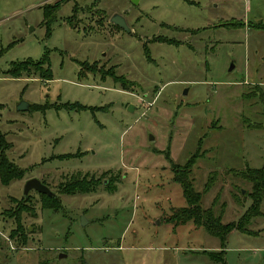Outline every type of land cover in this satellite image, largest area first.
Returning a JSON list of instances; mask_svg holds the SVG:
<instances>
[{
  "label": "rangeland",
  "instance_id": "1",
  "mask_svg": "<svg viewBox=\"0 0 264 264\" xmlns=\"http://www.w3.org/2000/svg\"><path fill=\"white\" fill-rule=\"evenodd\" d=\"M45 54L50 80L48 65L9 75ZM0 105L24 170L0 186V264H218V238L167 221L186 206L172 165L197 153L193 187L222 223L250 206L238 172L264 165V0H0ZM30 178L58 199L24 200ZM71 178L95 190L66 193ZM260 211L224 264H264Z\"/></svg>",
  "mask_w": 264,
  "mask_h": 264
},
{
  "label": "trees",
  "instance_id": "2",
  "mask_svg": "<svg viewBox=\"0 0 264 264\" xmlns=\"http://www.w3.org/2000/svg\"><path fill=\"white\" fill-rule=\"evenodd\" d=\"M57 3L56 6L58 8L59 4ZM45 17L50 18V16H47V13H45ZM44 65H48V67L45 69V72H41L40 69H38V74L40 78L50 80L51 70L46 54L38 61L26 60L19 63H14L12 64L8 73L10 76L18 78L20 77L19 75L23 74L26 66H37L39 68H43ZM25 72L29 74L27 70H25ZM71 106H78L81 108L84 107L77 104H73ZM10 147L11 144L6 140L5 134L0 131V186L8 185L16 179H21L24 175V170L8 158L7 151L10 149ZM197 157V153L195 152L184 165H172V179L179 184L182 195L186 202V206L173 210L167 221L173 223L175 226L192 222L196 227H201L208 234L218 238L220 250L204 253L208 254V256L216 263L224 264L225 244L229 232L232 230L246 231L245 227L250 222V219L252 217L261 215L260 203L262 199H264V165L261 168H246L244 171L238 172V176L252 183V192L249 193L252 202L237 222L222 223L221 214L215 216L211 208H202L200 205L202 194L196 191L193 187V180L190 175L192 172V166L194 165ZM212 182L213 176L209 175L207 181L204 184V189L206 191ZM94 187L95 185L90 187L88 183L81 181V179L71 178V180L65 186L64 191L69 194H74L76 191L88 192L91 188L92 189L90 191H94ZM40 195H43L45 200L58 199L57 196H48L45 194ZM23 199H28V196Z\"/></svg>",
  "mask_w": 264,
  "mask_h": 264
},
{
  "label": "water",
  "instance_id": "3",
  "mask_svg": "<svg viewBox=\"0 0 264 264\" xmlns=\"http://www.w3.org/2000/svg\"><path fill=\"white\" fill-rule=\"evenodd\" d=\"M110 22H112L113 24H115L116 26L123 28L125 30H129V28L127 27L124 18L121 15L115 14L111 17ZM232 64L230 66V70L232 69ZM186 92V90L184 91V93ZM29 108V104L25 101H20L17 104V110H25ZM129 110H133V106L129 105L128 106ZM36 190L38 193L40 194H45L48 196H57L54 192H52L49 187L44 184L43 182H41L39 179L37 178H30L28 180H26L25 184H24V188H23V195L25 196V198L28 196L29 191L30 190ZM86 221L84 220V217L82 216V220L81 223L83 224ZM63 254H60V257H62Z\"/></svg>",
  "mask_w": 264,
  "mask_h": 264
}]
</instances>
